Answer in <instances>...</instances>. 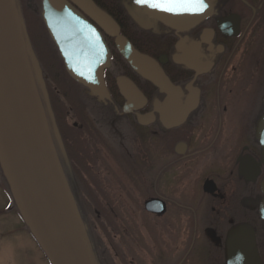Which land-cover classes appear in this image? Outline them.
Masks as SVG:
<instances>
[{"label":"flooded vegetation","instance_id":"flooded-vegetation-1","mask_svg":"<svg viewBox=\"0 0 264 264\" xmlns=\"http://www.w3.org/2000/svg\"><path fill=\"white\" fill-rule=\"evenodd\" d=\"M32 2L23 7L21 0H15L22 29L30 37L27 15L34 5L62 72L69 77L43 24L41 0ZM202 3V10L183 13L158 8L173 21H188L175 28L130 1L142 26L127 12L123 19L129 17L140 29L158 34L152 45L143 41L147 34L127 31L123 20L118 24L134 49L154 59L172 86L180 89L172 108L164 107L166 95L137 75L112 38L83 14L100 31L110 52L105 72L109 98L102 100L73 81L81 87L80 97L86 94L82 112L65 102L63 123L52 126L50 134L81 222L85 209L94 210V222L100 219L99 224L116 236L112 226L116 221L122 234H128L146 254L142 238L132 237L133 229L126 222L123 225L119 215V211L142 208L143 223L147 214L159 222L149 225L155 227L150 239L157 264H228L227 256L238 264H264L260 210L264 201V0ZM118 77L129 79L143 96L137 109L123 112ZM58 92L61 101L65 99ZM187 97H195L197 103L184 114L180 108ZM160 104L164 119L171 118L167 122L157 109ZM151 200L162 201L161 214L146 211ZM100 207L105 209L104 218ZM133 224L137 227L139 222ZM24 231L31 237L27 227ZM110 237L107 264H114L111 253L115 263L124 264L122 244L115 245ZM94 260L99 264L98 257Z\"/></svg>","mask_w":264,"mask_h":264},{"label":"water","instance_id":"water-1","mask_svg":"<svg viewBox=\"0 0 264 264\" xmlns=\"http://www.w3.org/2000/svg\"><path fill=\"white\" fill-rule=\"evenodd\" d=\"M69 1L87 14L106 35L114 38L115 46L130 66L166 95L165 105L170 104L168 100L179 101L180 89L172 86L156 61L138 53L119 34L118 25L108 15L91 0ZM42 4L44 23L68 74L94 95L106 98L102 70L108 66V57L103 55L106 48L100 33L66 0H42ZM139 4L149 16L168 26L180 28L188 23L187 20H171L158 8L150 6L151 2ZM125 8L142 26L135 7L125 4ZM143 27L148 28L147 25ZM30 54L15 0H0V162L27 223L50 264H92L58 168ZM33 63L36 69L34 58ZM127 81H117L126 99L123 105L126 113L137 108L134 102L140 95L136 86ZM196 103L195 97H187L179 108L185 114ZM157 109L162 121L171 119H164L163 104ZM138 121L141 122L140 117ZM262 186L264 188V183ZM153 207L149 202L147 209L158 214ZM263 208L264 201L260 210Z\"/></svg>","mask_w":264,"mask_h":264},{"label":"rangeland","instance_id":"rangeland-1","mask_svg":"<svg viewBox=\"0 0 264 264\" xmlns=\"http://www.w3.org/2000/svg\"><path fill=\"white\" fill-rule=\"evenodd\" d=\"M32 1L33 0H21L23 7H26L29 2L32 5ZM117 3L118 0H102L103 6L111 11H113L115 5L117 6ZM34 8L33 5L27 15V19L30 22L29 34L32 39V48L34 50L32 51L36 54L38 61L42 65V74L47 76V78L44 79L45 82H47L49 90L47 93L49 107L53 111V115L55 114L56 119L53 118L52 121L54 127L57 128V123L59 124V122L62 121L61 118L63 115L65 117L68 109L66 108L67 106L65 102L69 103L72 107L74 106L76 111L80 113L82 112L81 107L84 106V102L86 101V94L82 93L83 98L80 97L81 87L76 85L69 77L64 76L62 67L58 62L57 57H55L56 55L53 51L52 45L49 43L48 37L45 35L40 16L33 11ZM124 13L126 12L124 11ZM131 21L132 20L129 17L124 21V26L127 31H129V29H136L139 35L141 33L147 34L143 41L148 45H152L154 41H156L155 36H159L158 34L147 33L136 26L133 21L131 23ZM148 34L154 35V38L148 36ZM57 90L61 91V94L63 93L65 96V99H62V101V97L59 96ZM0 174L2 176L0 177V264H48L35 241L24 231L25 227H27L25 220L21 217L20 213L17 212L16 208L9 209L11 201L4 193L7 188L4 184L5 177L2 169H0ZM100 209L99 211L100 213L102 212V218H104L106 214L105 209L103 207H100ZM141 211H143L142 208ZM141 211L138 209H128L125 211H119V215L122 217V224L125 225L126 222V225L133 229L131 231L128 227V230L132 233V237L139 238V240L142 238L141 242L145 245L144 249L148 252L146 254H143L140 248L135 246V241H133L128 234H122V227L117 224L116 221L112 225L114 229L117 230L115 236L113 231L109 234L104 223L99 224L101 223L100 219H97L98 222H94V210L88 211L85 209L84 215L88 221L101 264L108 263L107 253L111 251L112 247L110 235L112 236L115 245L119 246L122 244L121 248L123 249L122 254L124 256V264H157L155 263L156 258L153 255L154 245L150 239V235H153L155 227L152 226V228H150V226L151 223L154 225L155 223L159 224V222L156 217L147 214L149 219L145 218L146 223H143V217L140 216ZM99 218H101V216ZM134 221H136L137 224L139 222L137 227L133 224ZM84 229L87 234L90 233L86 227H84ZM118 251H120V249H118ZM114 257H116L115 254L111 253L109 258L114 261V264H117L115 263L116 259H114ZM207 263L210 264V261H207Z\"/></svg>","mask_w":264,"mask_h":264},{"label":"snow or ice","instance_id":"snow-or-ice-1","mask_svg":"<svg viewBox=\"0 0 264 264\" xmlns=\"http://www.w3.org/2000/svg\"><path fill=\"white\" fill-rule=\"evenodd\" d=\"M154 8L167 11H200L204 7L202 0H137V3H149Z\"/></svg>","mask_w":264,"mask_h":264},{"label":"trees","instance_id":"trees-1","mask_svg":"<svg viewBox=\"0 0 264 264\" xmlns=\"http://www.w3.org/2000/svg\"><path fill=\"white\" fill-rule=\"evenodd\" d=\"M96 4H98L101 8L106 9L107 14L111 16V18L118 24H120V20L125 21L123 18H126V13H124V9H122V2L124 0H118L117 6L115 5L113 11L109 10L108 8H105L102 4V0H93ZM121 5V6H120ZM4 184L6 187H8V184L6 182V179L4 181Z\"/></svg>","mask_w":264,"mask_h":264}]
</instances>
